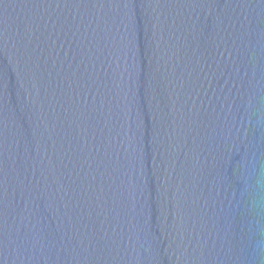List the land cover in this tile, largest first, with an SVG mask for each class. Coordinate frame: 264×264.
Here are the masks:
<instances>
[{
  "label": "water",
  "instance_id": "1",
  "mask_svg": "<svg viewBox=\"0 0 264 264\" xmlns=\"http://www.w3.org/2000/svg\"><path fill=\"white\" fill-rule=\"evenodd\" d=\"M0 264H264V0H0Z\"/></svg>",
  "mask_w": 264,
  "mask_h": 264
}]
</instances>
